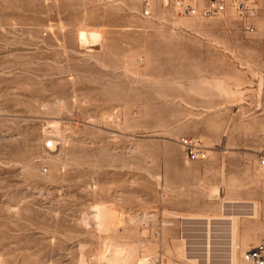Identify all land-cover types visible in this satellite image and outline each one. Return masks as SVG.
Segmentation results:
<instances>
[{
  "label": "rangeland",
  "instance_id": "374dc122",
  "mask_svg": "<svg viewBox=\"0 0 264 264\" xmlns=\"http://www.w3.org/2000/svg\"><path fill=\"white\" fill-rule=\"evenodd\" d=\"M148 2L0 0V264H246L264 244V0L250 19Z\"/></svg>",
  "mask_w": 264,
  "mask_h": 264
},
{
  "label": "built area",
  "instance_id": "2783aa9c",
  "mask_svg": "<svg viewBox=\"0 0 264 264\" xmlns=\"http://www.w3.org/2000/svg\"><path fill=\"white\" fill-rule=\"evenodd\" d=\"M162 7L170 10L176 16L209 17L228 8L241 19L255 18L259 12V0H161ZM143 16H150L151 8L148 0H143ZM251 28V25H248ZM262 127L260 133L261 146L258 151L257 163L264 168V80L262 82ZM179 144L189 158L204 160L207 156L206 147L198 137H182ZM246 264H264V244L255 245L244 252ZM155 264H168L157 261Z\"/></svg>",
  "mask_w": 264,
  "mask_h": 264
},
{
  "label": "bare ground",
  "instance_id": "6f19581e",
  "mask_svg": "<svg viewBox=\"0 0 264 264\" xmlns=\"http://www.w3.org/2000/svg\"><path fill=\"white\" fill-rule=\"evenodd\" d=\"M262 111H263V109H262Z\"/></svg>",
  "mask_w": 264,
  "mask_h": 264
}]
</instances>
